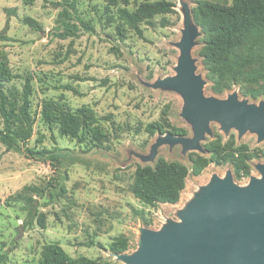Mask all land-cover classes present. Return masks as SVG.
Here are the masks:
<instances>
[{
	"label": "rangeland",
	"instance_id": "rangeland-1",
	"mask_svg": "<svg viewBox=\"0 0 264 264\" xmlns=\"http://www.w3.org/2000/svg\"><path fill=\"white\" fill-rule=\"evenodd\" d=\"M154 1L161 0H0L5 36L0 39V87L22 92L29 82L36 119L27 145L52 151L32 156L0 142V264H42L43 249L51 244L74 264H137L125 255L143 248L146 233L163 234L185 223L217 180L229 177L247 188L263 178L264 137L252 125L226 128L214 119L197 147L184 141L196 135L187 114L191 99L179 75L184 58L186 72L210 100L236 97L248 105L264 104V96H247L238 83L216 84L201 55L205 33L199 21L208 15L200 2L232 6L238 0H164L170 4L167 11L138 20L140 35L127 12H140ZM28 18L43 30L32 29ZM46 99L73 111L91 108L100 139L90 131L76 138L58 125L50 127L41 113ZM154 122L166 132H151ZM214 146L237 157L254 154L250 175L238 176L231 162H212L200 175L190 170L176 204L152 206L132 192L139 167H154L163 157L191 168L190 153L210 158L208 147ZM31 185L45 191L25 190ZM20 194L34 198L46 215L45 228L37 219L26 223L27 203ZM120 236L129 247L116 254L110 245Z\"/></svg>",
	"mask_w": 264,
	"mask_h": 264
},
{
	"label": "trees",
	"instance_id": "trees-1",
	"mask_svg": "<svg viewBox=\"0 0 264 264\" xmlns=\"http://www.w3.org/2000/svg\"><path fill=\"white\" fill-rule=\"evenodd\" d=\"M169 5L164 0L147 2L140 12H127L126 19L143 35L138 20L150 19L152 14L165 12ZM199 5L208 15L199 21L205 33V45L201 55L212 78L218 79L215 80L216 84L228 87L238 83L245 95L252 98L264 96V0H238L232 6L201 1ZM26 21L35 31L43 30L35 20L28 18ZM67 26L69 29L70 25ZM0 39H5L1 31ZM2 82L3 80H0V83ZM31 94L29 82L24 85L22 92L15 86L0 87V142L9 149L25 148L32 156H47L52 153L51 150H39L27 145L34 134L36 119L32 111ZM41 113L45 123L50 127L58 125L63 134L82 138L86 131H90L96 140L102 135L98 126L93 127L96 116L91 108L73 111L65 103L46 99ZM170 127L176 130L175 127ZM150 128L153 133L166 132L160 122L150 124ZM208 150L212 153L210 158L196 152L190 153L191 168L163 157L158 159L154 167H139L131 185L132 192L141 201L152 206L157 203L176 204L186 187L190 170L194 175H200L212 162H231L238 176L250 175L248 161L255 157L254 154L240 152L237 157L234 151L221 153L215 146L208 147ZM25 190L45 191L35 185L26 186ZM20 197L27 203L26 223L32 224L37 219L45 228L46 215L34 204V198L23 194H20ZM128 247V239L124 236L118 237L110 245V249L116 254L124 253ZM43 257L42 264H74L56 244L46 245Z\"/></svg>",
	"mask_w": 264,
	"mask_h": 264
},
{
	"label": "water",
	"instance_id": "water-1",
	"mask_svg": "<svg viewBox=\"0 0 264 264\" xmlns=\"http://www.w3.org/2000/svg\"><path fill=\"white\" fill-rule=\"evenodd\" d=\"M186 57V56H185ZM179 75L186 84L191 103L187 114L193 118L196 135L184 139L197 147L210 120H222L226 128L245 130L252 125L264 137V104L248 105L233 97L214 102L185 70ZM263 178L247 188L231 178L217 180L200 204L185 216V223L158 234L148 232L143 248L125 255L137 264H264V168Z\"/></svg>",
	"mask_w": 264,
	"mask_h": 264
}]
</instances>
